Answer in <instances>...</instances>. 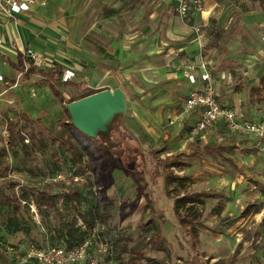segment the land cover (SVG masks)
Wrapping results in <instances>:
<instances>
[{"label":"rangeland","instance_id":"1","mask_svg":"<svg viewBox=\"0 0 264 264\" xmlns=\"http://www.w3.org/2000/svg\"><path fill=\"white\" fill-rule=\"evenodd\" d=\"M44 1L41 7L49 4V0ZM210 1L215 3L216 20L209 31L204 28L197 33L195 27L202 23L199 12L181 16L177 10L178 0H60V14L73 19L79 15L82 21L79 37L72 32L65 33L72 48L71 53L66 49L61 53L65 58H73L67 69L78 78L86 75L90 79V71L97 64L110 68L115 63L103 57L104 53H96V44L107 46L113 41L118 44L121 40L132 41L136 50L135 42L147 37L146 33H141L150 34L156 25L157 30L162 31L181 29L184 37L188 34L195 42L190 55L195 59L177 55L173 49L169 56L178 58L182 66L171 65L176 72L164 77L160 86L164 93L181 97L179 101H169L175 115H166L165 124L172 129L180 126L178 134L187 138L193 120L191 111H186V93L177 84L179 74L185 76L187 66L210 62L211 57L218 61L223 55L225 64L230 63L226 55L237 48L240 51L248 47L250 52L256 50L257 56H264V49L259 52L255 47L258 40L264 43V36L259 37L264 33V0ZM163 53L159 51L157 55ZM53 54H40L46 58L43 67H52L60 60ZM13 74V77L6 75L4 81L11 88L0 97V264L30 255L37 248L49 247L50 229L60 222L80 228L88 241L86 257L67 264H91V261L128 264L134 247L142 250L135 264H187L186 252L179 248L173 226L161 221V213L155 210L154 203H148L150 199L146 197L142 181L114 168L116 163L110 159L106 144L86 136L72 124L68 126L66 105L86 94L108 89L105 88L107 73L102 74L100 83L91 82L89 91L82 93L71 87L57 86L55 90L41 76L26 80L17 71ZM252 89L253 86L246 90L250 97ZM235 112L246 120H254L244 111ZM223 156L218 157V161L210 156L192 159L190 169L167 167L164 189L177 196L200 191L216 196L192 207L180 205L177 208L180 216L190 210L199 218L194 224L199 240L196 248L207 262L264 264V188L254 189L253 193H259L258 198H237L233 190L230 192L231 186L225 185L229 182L222 178L227 167ZM260 156L263 158L264 154ZM240 157L237 154V166H230L237 175L243 173L244 168L248 170ZM59 171L73 174L76 182L65 185L55 180ZM243 179L246 184L250 182L246 176ZM73 192L77 193L78 202L66 201L67 194ZM42 193L54 196L55 209L45 210V199H39ZM87 210L92 214L85 224L81 214ZM12 225L21 230L12 232ZM157 232L158 239L147 244ZM24 264L38 262L31 257Z\"/></svg>","mask_w":264,"mask_h":264},{"label":"crops","instance_id":"2","mask_svg":"<svg viewBox=\"0 0 264 264\" xmlns=\"http://www.w3.org/2000/svg\"><path fill=\"white\" fill-rule=\"evenodd\" d=\"M59 1L49 0L46 7L36 6L28 12L15 14L10 21L0 15V39L2 40L0 46V75L3 77L0 80V97L11 88L4 81L5 77H8L6 75L10 74V77H13V72L16 71L22 75L20 71L13 67V64L17 62L18 54H23L26 49H31L46 56L55 53V56L60 60L52 67L39 66L46 71L58 66L62 73L64 69L70 67L72 62H70V59L73 58L71 56L65 58L64 54L61 53L65 49L69 52L72 48L65 33L72 32L79 37L82 21L79 15L76 19H73L67 14H60L58 12L60 9ZM214 6L215 3L210 0L203 1V9L199 13L201 25L203 26L202 31L204 28L209 31L216 20L215 12H213ZM216 9L218 8L216 7ZM74 24L75 28H73ZM156 26L150 34L147 31L141 33H146L147 37L135 42L136 50L130 43L132 41L128 43L121 40V44L113 41L107 46L96 44L94 51L104 53L103 57L112 59L115 63L111 64L110 68L97 64L90 71V79L86 75L85 78H81V76L78 78L75 75L71 80L72 83L62 85L55 81V73L44 75L33 72L28 77L22 76L26 80L34 76H41L47 79L55 90L57 86L61 88L71 87L78 93H82L88 89L91 82L100 83V79L103 77L102 74L107 73L108 80L106 82L108 84L105 88L115 89L118 87L123 91L126 104L125 114L122 115L119 126L110 136L111 147L109 148L100 139L99 143L107 145L109 157L116 163L114 168H120L126 175L133 174L142 181L144 189L147 190L146 197L150 199L148 203H154L155 210L161 213L159 215L161 221L169 222L173 226L177 244L181 250L186 252L187 264H189L188 251L186 248L181 247L176 225L173 222V218L176 217L175 201L186 198L178 202V207L180 205L192 207L195 204L203 203L206 198H213L214 195L208 191L186 192L181 196L170 195L164 189L167 174L164 170L167 167L190 169L189 165L193 163L192 159L210 156L218 161V157L224 155L223 161L227 167L224 170L225 173H222V178L224 181L229 182L225 185L231 186L229 190L231 193L233 190L237 198L239 196L241 199L250 197L255 199L259 197V193H253L254 189L264 188V157L260 156V153L264 154V151L262 145H257V139L253 135L229 132L224 128L223 122L215 123L204 132L195 135L190 134L187 138L185 137L186 139L178 134L180 126H176L175 129H172V127L167 128L165 116L175 115L174 106L169 101H179L181 97L179 98L177 95L174 97L171 92L164 93L160 82L164 77H170L171 73L176 72V69H173L174 67L172 68L171 65H177L178 67L181 65L178 58L169 56L173 49L177 55H184L183 57L192 60L195 59L194 56H190L194 52L195 42L188 34L184 37L181 29L173 28L170 31L166 29L162 31L157 30ZM65 28H68L69 32L64 30ZM149 35L150 37H148ZM207 36L210 35L207 34ZM262 36H264V33L259 35V37ZM255 47L259 52H263L261 49H264V43L262 41L259 43L258 40ZM136 51H138V54ZM159 51L164 53L157 55ZM255 53L256 50L250 52L248 47L240 51L237 48V50H233L226 55L230 63L225 64L223 55L218 61L211 57L212 62H207V68L215 80V91L221 104L231 109L234 108L235 111H244L253 119L264 120V56L259 57ZM260 60L261 63H258ZM29 62L31 61L27 58L26 68ZM182 75L179 74L177 79L179 83L177 84L180 90L185 91L187 97L193 86L184 74ZM73 83L77 84L78 87H75ZM4 84L8 86L2 87ZM251 86H253V94L250 97L247 95L246 90H249ZM235 88L236 90L233 91ZM159 89L161 92H158ZM167 102L169 103L165 104ZM65 111L69 119V114L67 110ZM200 114L199 109L191 111V120H193L190 123L191 127L199 119ZM245 116L247 117V115ZM69 123L70 128L71 120H69ZM159 152L160 155L158 156ZM237 154L242 156L240 161L248 168V170L244 168L243 173L241 171L238 175L234 174L230 168V166H237ZM233 175L235 176L233 177ZM245 176L250 180L247 184L243 179ZM191 196L194 197V201H188L187 198ZM150 205L153 207V204ZM181 216L192 219V224L189 226L194 230L195 251L203 262L205 264H222L218 260L209 263L204 256L198 253L196 245L199 240L194 224L199 218L190 210ZM158 237L157 232L152 236L153 242Z\"/></svg>","mask_w":264,"mask_h":264},{"label":"built area","instance_id":"3","mask_svg":"<svg viewBox=\"0 0 264 264\" xmlns=\"http://www.w3.org/2000/svg\"><path fill=\"white\" fill-rule=\"evenodd\" d=\"M43 5H45L44 0H0V15L10 21L15 14L28 12L36 6ZM202 9L203 0H178L177 10L181 16H186L190 12L200 13ZM202 27V25L195 27V31L201 33ZM1 43L2 40L0 39V46ZM23 54L26 59L29 58L37 66L46 64V58L31 49H26ZM184 73L188 82L193 86L185 100L186 111L199 109L201 112L199 119L190 129L191 135L204 132L217 122H223L224 128L229 132L253 135L257 139V145H262L264 151V120H246L243 115L221 104L215 91V80L207 68V63H201L196 67L190 64ZM73 77V71L68 69H64L61 73L62 81L71 80ZM222 77L224 76L222 75ZM2 79L3 77L0 75V80ZM54 179L65 185L77 180L73 174L62 171H59ZM87 244L88 241L84 240L80 245L71 249H64L63 247L35 249L30 255L16 257L15 260L2 264H24L31 257L38 264H67L69 261H79L85 258ZM91 264L95 263L91 261Z\"/></svg>","mask_w":264,"mask_h":264},{"label":"trees","instance_id":"4","mask_svg":"<svg viewBox=\"0 0 264 264\" xmlns=\"http://www.w3.org/2000/svg\"><path fill=\"white\" fill-rule=\"evenodd\" d=\"M25 63H26V57L24 56V54L19 53L18 54V59L17 62L13 64V67L16 68L18 71H20L22 73L23 76L28 77L30 76L33 72H39L41 74L44 75H51L55 73V81L58 84H62V85H69L70 83H72L71 80H67V81H62L60 80V75H61V70L60 67L56 66L53 67L52 69H50L49 71L44 70L43 68H40L39 66L29 62L27 68L25 67ZM73 85L75 87H78L77 84ZM87 95V94H86ZM67 110V109H66ZM68 112V111H67ZM123 114L119 113L116 114L111 121L108 123L107 125V130L102 132H98V135L96 138L100 139L102 142H105L109 148L111 147V140H110V136L113 134V132L115 131V129L117 128V126H119V120L121 119ZM69 116V115H68ZM70 120V117H69ZM70 124V123H69ZM77 193L73 192L72 194H67V198L65 199L66 201H77L76 196ZM39 199H45V205H47L45 207V210H49V209H55V201H54V196L53 195H48L46 193H42L39 196ZM186 198H182L180 200H176L175 201V215L176 217L173 218V222L176 225V231H177V236L179 239V243L181 245V247L186 248V250L188 251L189 254V264H205L203 262V260L198 256V254L195 251V241H194V230L192 227H190L189 225L192 224V219L188 218L187 216H180L177 214V208H178V202L185 200ZM188 201H194V197H189L187 198ZM43 210V211H45ZM43 211L40 212L41 215L43 214ZM92 212L91 210H87V212L81 214L82 217V222L87 224L90 221L89 215H91ZM12 232H18L21 230V228L17 225H12ZM190 227V228H188ZM52 230V234L49 238V242H50V246L46 247V248H37L39 250L41 249H47L50 247H61L60 244L63 243L64 244V249H71L75 246L80 245L84 240H85V232L81 231L80 228L78 227H74V225H70L67 223H63L60 222L59 225L55 226ZM148 243H152V237L149 239ZM123 250L125 251L126 248H123ZM132 256L129 258L128 260V264H135L137 262V258L140 256L141 254V249L136 247L132 249ZM15 260V258H12L10 260H7L3 263H7V262H11Z\"/></svg>","mask_w":264,"mask_h":264},{"label":"water","instance_id":"5","mask_svg":"<svg viewBox=\"0 0 264 264\" xmlns=\"http://www.w3.org/2000/svg\"><path fill=\"white\" fill-rule=\"evenodd\" d=\"M71 124L88 137L96 138L106 131L116 114L126 109L124 93L120 88L103 89L67 104Z\"/></svg>","mask_w":264,"mask_h":264}]
</instances>
